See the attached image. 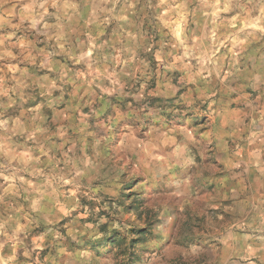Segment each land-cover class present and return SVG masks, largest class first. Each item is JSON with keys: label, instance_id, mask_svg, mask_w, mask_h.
Here are the masks:
<instances>
[{"label": "rangeland", "instance_id": "rangeland-1", "mask_svg": "<svg viewBox=\"0 0 264 264\" xmlns=\"http://www.w3.org/2000/svg\"><path fill=\"white\" fill-rule=\"evenodd\" d=\"M213 35L168 45L199 55L192 77L163 60L159 77L134 75L77 115L46 110L48 162L0 203V264H219L222 244L259 239L237 235L247 224L225 189L249 124L222 82L227 68L264 66L253 57L264 45L233 47L229 60L232 46Z\"/></svg>", "mask_w": 264, "mask_h": 264}, {"label": "crops", "instance_id": "crops-1", "mask_svg": "<svg viewBox=\"0 0 264 264\" xmlns=\"http://www.w3.org/2000/svg\"><path fill=\"white\" fill-rule=\"evenodd\" d=\"M215 32L232 46L229 60L243 44L264 45V0H0V203L36 183V160L48 162L47 109L77 115L101 95L113 99L134 75L159 77L163 60L192 77L199 55L168 45L213 43ZM257 54L263 61L264 48ZM225 74L223 90L235 91L243 109L239 124H249L235 151L242 170L225 189L247 224L237 235L259 239L222 244L218 263L264 264V66Z\"/></svg>", "mask_w": 264, "mask_h": 264}]
</instances>
